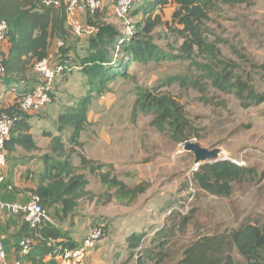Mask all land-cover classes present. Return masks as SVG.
Listing matches in <instances>:
<instances>
[{"label": "rangeland", "instance_id": "1", "mask_svg": "<svg viewBox=\"0 0 264 264\" xmlns=\"http://www.w3.org/2000/svg\"><path fill=\"white\" fill-rule=\"evenodd\" d=\"M146 1H136L126 20L108 14L107 22L123 35L135 33L134 25L145 21L134 12ZM176 10L170 0L161 12L169 25L156 28L150 36L158 56L143 63L131 62L127 76L118 78L110 86L111 92L93 100L91 106L96 115L108 113L104 129L110 136L113 132L117 149L114 163L109 164L112 172L130 187L142 182L150 187L134 201L121 200L115 190L103 186L89 170L80 172L91 177V196L84 209L89 210L92 225L106 224L103 240L115 230L120 236L132 231L144 234L140 250L134 253H130L125 240H115L117 259L110 256L107 264H138L142 257L148 264H190L186 251L203 238L210 239L209 254L219 258L221 264L226 263L228 256L234 262H243L232 244V232L248 224H257L264 231V100L258 103L250 96L264 97V0H255L252 7L217 5L207 22V38L217 44L219 59L235 64L237 75L247 83L249 91L243 99L221 91L203 78V66L209 64L204 56L188 58L180 51L183 39L172 31L178 28L173 21ZM85 47V40L73 35L67 39L62 57L68 70L57 79L53 103L36 113L48 121L37 123L39 133L51 126V120L63 107L84 96L85 81L70 57L75 53L82 55ZM32 82L40 81L35 75ZM145 94L176 100L189 127L188 141L228 151L236 165L252 172L247 181L234 184L229 197L201 190L195 181L194 158L182 151L185 143L173 138V128L160 124L154 111H141ZM111 127L116 130L111 131ZM89 139L90 143L94 139L93 130L86 132L85 141ZM47 142L41 141L43 149ZM123 159L128 163L121 165L119 160ZM72 161L80 166L78 155L73 154ZM46 216H50L47 211Z\"/></svg>", "mask_w": 264, "mask_h": 264}, {"label": "trees", "instance_id": "2", "mask_svg": "<svg viewBox=\"0 0 264 264\" xmlns=\"http://www.w3.org/2000/svg\"><path fill=\"white\" fill-rule=\"evenodd\" d=\"M107 1L109 2L103 10L86 18V25L94 27L96 32L80 38L85 40V52L82 55L75 53L74 57H70L85 81L83 88L86 92L83 97L61 109L54 124L55 131L43 133L44 137L51 139V144L49 153L43 157L45 173L33 195L40 198L46 211L59 205L61 210L55 214L59 221L71 215L81 200L91 196L88 191L90 180L80 174L82 170H89L91 175L99 178L103 186L115 190V196L121 200L134 201L150 188L145 182L130 187L112 172L109 165L96 164L89 160L84 153L81 138L90 126L88 114L93 100L110 93V86L118 78L127 76L131 62L143 63L158 56V48L150 36L156 28L169 25L163 21L161 12L169 5L170 0H148L145 8L139 7L134 13L137 16L142 15L145 22L134 25L135 33L128 36L107 22L106 16L112 15L111 8L117 0ZM136 1L138 0H132L133 7L129 16ZM254 2L255 0H173L177 6L173 21L178 28L172 31L177 32L183 39L180 51L188 58L196 54L204 56L209 64L203 66V78L221 91L235 93L241 99L249 91L247 83L237 75L235 64L219 59L221 52L217 44L207 38V22L217 5L252 7ZM1 21L9 25L5 42L7 48L3 51L6 84L33 78L35 65L49 55L52 46L59 40L65 45L60 49L56 63L65 67L64 76L68 68L62 57V50L67 45V39L75 36L67 27L64 7L46 6L44 0H0ZM229 79H234L235 82H230ZM29 91L24 89L19 92L15 106L7 110L0 109V116L6 114L15 120L11 137L5 144L7 159L20 148L28 153L42 151L34 139L29 113L20 108L21 95ZM51 96L53 103V93ZM250 96L258 103L264 100V97L255 98L253 94ZM142 100L145 102L141 105V111H154L160 124H169L173 128L172 136L176 141L182 144L188 142L189 127L183 119V108L176 100L152 94H145ZM136 116L137 112L134 111V117ZM73 154L80 158L79 167L72 161ZM107 167L111 169L104 171ZM251 174L246 168L224 161L202 165L194 175L201 190L215 196L229 197L233 193L234 184H244ZM19 235L22 240L31 241V251L27 258L33 264H45L47 257L54 260L66 249H75L83 241L75 243L70 233L59 229L49 220H43L36 227L24 223ZM230 238L243 262H234L228 256L225 264H264V231L259 225L243 226L232 232ZM208 241L210 239L203 238L187 249L190 264H221L219 258L209 254L212 251L209 252ZM143 242L144 234L139 232H133L126 239L130 253L140 250ZM143 260V257L140 258L138 264H148V260Z\"/></svg>", "mask_w": 264, "mask_h": 264}, {"label": "crops", "instance_id": "3", "mask_svg": "<svg viewBox=\"0 0 264 264\" xmlns=\"http://www.w3.org/2000/svg\"><path fill=\"white\" fill-rule=\"evenodd\" d=\"M3 48L4 50L7 48L6 43L4 44ZM53 50H55V44L52 46L50 51ZM35 75L38 77V80L40 81V77L34 71L33 77ZM40 82L33 83L32 77H28L24 81H15L9 84H6L4 82V85L6 86L7 90H6V94H4V98L0 99V109L7 110L17 104L16 102L17 94H12L10 89L16 88L19 90V92L23 91L24 89L31 91L35 87H37L40 84ZM93 108L95 107H91V110L88 114V121L90 123V126L88 127L87 130H93L94 139L91 141V143H90L91 139H89V142H86L85 135L87 131L82 135L81 142L83 143V145H85L84 153L87 156V158L89 160H92L93 162L103 165L113 164L115 160L113 154L115 156L117 155L116 154L117 149L115 147L113 132H112V136H110V134L106 133L104 129V122L108 113H101L96 115L95 110H92ZM36 113H40V111L30 112L29 116H30V123L33 127L32 133L34 139L37 141L39 147L42 149L41 152L39 151L41 155H38V152H32V153L25 152L22 148H20L18 149L17 152H15V154L8 157V165L4 170L5 181L2 185L3 188L2 195L5 201L20 203V204L28 203L31 200V196L34 194L39 183L41 182L42 176L45 173L46 167H45V162L43 161L44 160L43 157L44 155L49 153L51 139L44 137L43 133L45 131H55L54 124L58 116H56L55 119L51 120L52 122L50 127L42 130L39 133L38 130H36L37 123L41 121L48 123V121L46 119L43 120L44 118H46V116L40 115V117H38L39 115H37ZM114 130L116 129L111 127V131ZM43 140L48 141L46 144L47 147L45 149H43V146L41 144V141ZM90 148H92L91 152H90ZM126 155L129 157L130 156L129 152ZM119 161L122 162L121 165L128 163L126 159ZM87 178L89 180L91 179L89 175ZM89 190L90 189H88V191ZM88 199L89 198L85 200H81L75 211L67 218H62V220H60L61 222H59L55 217L56 212L61 210V207L59 205L48 208L47 211L50 214L49 221L59 229L65 230L68 233H70L71 238L77 244H79L86 237L88 229L92 225L91 224L92 218L90 217V215H88L89 210L86 211L84 209ZM24 223L25 222L21 217L12 216L6 212H2L0 214V234L5 245L9 264H33L28 260L27 258L28 256L23 257L22 254L20 253L19 246L22 239L19 233H20V228ZM80 230H83L82 233L80 232ZM133 232L135 231H132L129 234L121 235V236L119 230H115L114 232H111L112 234L110 235L109 238H107V240L101 241L98 244V246L89 253L87 259L88 264H107L110 256H113L114 259L116 260L117 250L114 251L115 247L113 246V243H115V240H119V241L123 240L124 243V240L126 241L127 237L131 235ZM44 262L45 264H60L58 258L52 260L51 257H47ZM116 263L117 262H115V264ZM121 264H123V262Z\"/></svg>", "mask_w": 264, "mask_h": 264}, {"label": "built area", "instance_id": "4", "mask_svg": "<svg viewBox=\"0 0 264 264\" xmlns=\"http://www.w3.org/2000/svg\"><path fill=\"white\" fill-rule=\"evenodd\" d=\"M44 4L50 7H64L66 10V23L72 34L79 38H85L96 32V29L86 25L85 19L88 15H94L97 11L103 10L105 3L103 0H44ZM133 7L132 0H117L112 6V14L120 20H126L130 10ZM9 32V25L6 22H0V99L6 94V86L4 78L6 75L3 66V51L4 44ZM65 43L61 40L55 44V50L42 61L35 65L34 71L40 77V84L33 90L22 94L20 108L23 112H38L43 110L52 102L51 94L54 91V86L57 79L63 75L65 67L56 63L57 57L60 55V49ZM12 94H19L16 88L10 89ZM15 120L3 114L0 116V214L2 212L9 213L12 216L23 218L24 222L31 227H36L43 220H49L46 216V210L41 205V200L38 196L32 195L31 200L26 204L14 203L5 201L2 195V185L5 181L4 170L8 165L7 154L5 153V144L11 137V130ZM234 163V161H233ZM200 166H195L194 171H198ZM103 222L93 224L88 229L86 237L82 243L75 249L65 250L58 259L60 264H88L89 253L97 247L104 239ZM20 253L23 257H27L31 251V241L22 240L20 243ZM0 264H9L7 252L4 242L0 234Z\"/></svg>", "mask_w": 264, "mask_h": 264}, {"label": "water", "instance_id": "5", "mask_svg": "<svg viewBox=\"0 0 264 264\" xmlns=\"http://www.w3.org/2000/svg\"><path fill=\"white\" fill-rule=\"evenodd\" d=\"M182 146L183 152L189 153L193 156L195 166L215 164L224 161L233 162V160L230 158L231 155L229 152L221 148L209 149L202 147L192 141H188Z\"/></svg>", "mask_w": 264, "mask_h": 264}, {"label": "clouds", "instance_id": "6", "mask_svg": "<svg viewBox=\"0 0 264 264\" xmlns=\"http://www.w3.org/2000/svg\"><path fill=\"white\" fill-rule=\"evenodd\" d=\"M233 163V162H232ZM235 164V163H234Z\"/></svg>", "mask_w": 264, "mask_h": 264}]
</instances>
